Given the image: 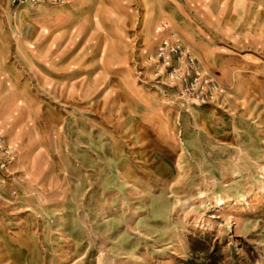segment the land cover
<instances>
[{
    "label": "rangeland",
    "instance_id": "1",
    "mask_svg": "<svg viewBox=\"0 0 264 264\" xmlns=\"http://www.w3.org/2000/svg\"><path fill=\"white\" fill-rule=\"evenodd\" d=\"M60 2L0 0V264H264V0ZM162 24L215 104L159 73Z\"/></svg>",
    "mask_w": 264,
    "mask_h": 264
},
{
    "label": "built area",
    "instance_id": "2",
    "mask_svg": "<svg viewBox=\"0 0 264 264\" xmlns=\"http://www.w3.org/2000/svg\"><path fill=\"white\" fill-rule=\"evenodd\" d=\"M60 0H11V6L21 9L26 6L58 5ZM155 33L159 39L157 64L160 74L165 73L167 82L177 86L189 103L197 106L215 104L226 94L225 89L198 68L195 57L181 47L176 33L167 24L160 25ZM2 103L0 99V111ZM16 150L0 135V174H6L14 165Z\"/></svg>",
    "mask_w": 264,
    "mask_h": 264
},
{
    "label": "bare ground",
    "instance_id": "3",
    "mask_svg": "<svg viewBox=\"0 0 264 264\" xmlns=\"http://www.w3.org/2000/svg\"><path fill=\"white\" fill-rule=\"evenodd\" d=\"M230 202V198L226 201V200H222L219 203L222 204L223 206H225L226 204H228Z\"/></svg>",
    "mask_w": 264,
    "mask_h": 264
}]
</instances>
